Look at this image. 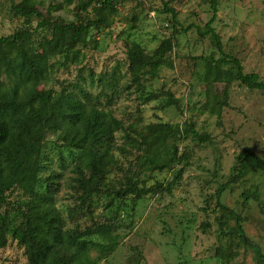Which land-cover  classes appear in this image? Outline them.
Returning a JSON list of instances; mask_svg holds the SVG:
<instances>
[{
  "label": "rangeland",
  "instance_id": "rangeland-1",
  "mask_svg": "<svg viewBox=\"0 0 264 264\" xmlns=\"http://www.w3.org/2000/svg\"><path fill=\"white\" fill-rule=\"evenodd\" d=\"M20 1L0 0V35L8 36L23 25L24 19L11 10ZM215 2L211 27L220 37L223 54L239 59L244 73L257 74L264 84V0ZM114 7L116 13L108 16L109 25L91 29L86 43L77 46L78 60L71 63L63 57L54 58L47 79L36 83L32 91L68 90L79 84L95 98L98 108L110 111L125 126L170 123L181 128L186 123L209 139L199 143L185 138L177 150L186 162L173 170L141 175L144 184H139L146 188L157 183L163 187L136 201L133 208L106 197L95 199L89 213L74 215L75 223L84 228L108 219L115 222L119 245L98 264H221L220 248L226 257L223 264H258L250 246L228 235L235 223L221 222L219 208L223 205L233 211L246 239L264 253V172L255 168L236 182L232 180L241 150L264 160V91L250 90L234 81L228 85L227 102L222 105L226 83L201 80L204 68L200 57L221 56L208 36L197 34L213 16L211 0L126 1ZM37 10L62 23L95 18L92 6L83 12L78 1L67 5L61 0H37ZM37 25L33 18L30 29L34 38H49V30L37 29ZM169 37H173L172 51L155 71L156 77L146 76L138 91L128 80L125 45L134 41L151 53ZM108 75L117 84L115 94L98 82ZM151 93L158 98L144 103L143 95ZM171 99L176 103L168 104ZM121 135H117L119 145ZM115 155L119 162L109 182L117 186L125 171L136 166H129L133 157L123 159L117 151ZM42 162V179L51 171L59 174L56 205L72 225L66 212L75 204L69 180L74 176L72 162L55 136H48ZM179 170L177 183L168 192L166 187ZM222 185L226 189L216 197ZM17 197L20 195L14 192L9 199ZM90 255L96 258L98 252L92 250ZM0 264L28 263L23 248L10 240L0 250Z\"/></svg>",
  "mask_w": 264,
  "mask_h": 264
},
{
  "label": "trees",
  "instance_id": "trees-1",
  "mask_svg": "<svg viewBox=\"0 0 264 264\" xmlns=\"http://www.w3.org/2000/svg\"><path fill=\"white\" fill-rule=\"evenodd\" d=\"M78 1L79 9L86 11L92 6L94 19L79 17L75 22L62 23L45 18L37 10V0H21L11 10L21 17L23 25L8 36L0 35V250L10 240L23 248L28 264H98L113 253L119 245L116 224L112 220L80 228L74 215L89 213L95 199L106 197L120 206H135L136 201L163 187L161 183L146 188L139 184L146 172L173 170L178 163L186 162L184 154L178 156V143L192 137L204 143L208 137L199 135L193 125L180 128L177 124L150 123L125 126L110 111L96 106L92 97L81 85L71 89L54 91L51 88L32 91V87L47 79L51 61L63 57L66 62L78 60V45H84L91 29L108 26V16L116 13L114 4L135 0H61L70 5ZM213 16L202 29L199 37L208 36L221 56L200 57L204 72L201 80L206 83H226L222 91V105L228 98V85L232 82L250 90L264 91V84L255 73H244L239 59L223 54L219 35L211 27ZM33 18L38 28H47L50 37L34 38L30 29ZM175 18V16H174ZM173 49V37L164 39L151 53H146L136 42L125 45L127 75L130 84L138 91L143 80L156 77L155 71ZM111 75L100 77L98 82L115 94L117 84ZM170 95V94H169ZM171 96V95H170ZM158 97L143 95L144 103ZM175 100V99H174ZM170 100V103L176 101ZM121 133V144L117 135ZM49 135L69 154L72 174L69 180L75 196L73 207L67 208L70 225L64 213L56 205L59 191V174L51 171L41 178L42 154ZM117 151L123 159L133 157L117 186L109 182V175L118 164ZM181 161V162H180ZM131 162V159H130ZM264 172V160L253 152L243 149L237 156L233 182L245 176L251 169ZM119 170L121 168L118 167ZM180 170L167 185L169 192L177 183ZM226 189L222 185L216 197ZM17 192L20 197L11 201L9 196ZM128 201V203H126ZM128 204V205H127ZM221 222L234 221L228 235H233L250 246L258 264H264V253L244 235L237 215L221 205ZM115 211L114 214H118ZM119 215V214H118ZM220 222V226L222 223ZM92 250L98 252L92 258ZM218 253L221 264L226 258L224 248Z\"/></svg>",
  "mask_w": 264,
  "mask_h": 264
},
{
  "label": "built area",
  "instance_id": "built-area-1",
  "mask_svg": "<svg viewBox=\"0 0 264 264\" xmlns=\"http://www.w3.org/2000/svg\"><path fill=\"white\" fill-rule=\"evenodd\" d=\"M106 1L111 2V3H115V2H117L119 0H106ZM135 1H142V0H135Z\"/></svg>",
  "mask_w": 264,
  "mask_h": 264
}]
</instances>
